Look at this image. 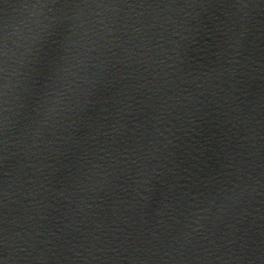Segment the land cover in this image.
Masks as SVG:
<instances>
[{"label": "water", "instance_id": "1", "mask_svg": "<svg viewBox=\"0 0 264 264\" xmlns=\"http://www.w3.org/2000/svg\"><path fill=\"white\" fill-rule=\"evenodd\" d=\"M0 264H264V0H0Z\"/></svg>", "mask_w": 264, "mask_h": 264}]
</instances>
